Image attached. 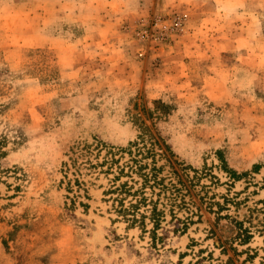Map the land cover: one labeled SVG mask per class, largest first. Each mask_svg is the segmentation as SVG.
<instances>
[{
	"label": "rangeland",
	"instance_id": "374dc122",
	"mask_svg": "<svg viewBox=\"0 0 264 264\" xmlns=\"http://www.w3.org/2000/svg\"><path fill=\"white\" fill-rule=\"evenodd\" d=\"M0 264H264V0H0Z\"/></svg>",
	"mask_w": 264,
	"mask_h": 264
},
{
	"label": "trees",
	"instance_id": "16d2710c",
	"mask_svg": "<svg viewBox=\"0 0 264 264\" xmlns=\"http://www.w3.org/2000/svg\"><path fill=\"white\" fill-rule=\"evenodd\" d=\"M147 176H148V174H147ZM127 191H128V193H131L130 188H128ZM137 192H141V191H136L133 194L136 195ZM142 203H144V204L147 203V198H146V196L144 194L139 198V200L137 199V201L135 203L132 202L131 205H130V207H123L122 210H121V212H123L125 214H127L131 210H133L134 212H136L139 209V206ZM123 205H124V203H123ZM143 217L145 218L146 215H143ZM151 218H152V220H154V222L157 224V227H158L160 225L161 213L158 211L157 206H154L153 207L152 213H151Z\"/></svg>",
	"mask_w": 264,
	"mask_h": 264
}]
</instances>
